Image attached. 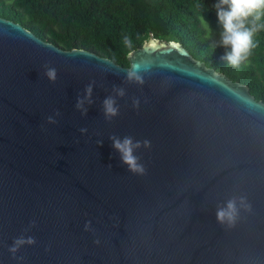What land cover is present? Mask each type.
Segmentation results:
<instances>
[{"label": "water", "instance_id": "1", "mask_svg": "<svg viewBox=\"0 0 264 264\" xmlns=\"http://www.w3.org/2000/svg\"><path fill=\"white\" fill-rule=\"evenodd\" d=\"M127 61L61 49L0 18V264H264V103L152 34ZM137 63L142 84L126 79ZM90 83L85 115L76 102ZM113 135L141 142L144 175L121 162ZM240 196L251 210L218 223L217 208ZM22 235L36 243L13 259Z\"/></svg>", "mask_w": 264, "mask_h": 264}, {"label": "trees", "instance_id": "2", "mask_svg": "<svg viewBox=\"0 0 264 264\" xmlns=\"http://www.w3.org/2000/svg\"><path fill=\"white\" fill-rule=\"evenodd\" d=\"M217 0H0V18L21 25L36 37L64 50H84L128 67L127 55L155 39L181 44L190 55L231 81L246 84L264 103V12L246 61L233 68L222 59ZM210 25L212 33L202 25ZM248 24V22H246ZM130 38L132 47L124 44Z\"/></svg>", "mask_w": 264, "mask_h": 264}, {"label": "clouds", "instance_id": "3", "mask_svg": "<svg viewBox=\"0 0 264 264\" xmlns=\"http://www.w3.org/2000/svg\"><path fill=\"white\" fill-rule=\"evenodd\" d=\"M217 23L221 28L220 32V46L228 49L226 54L222 57L227 64L233 68H238L240 64L247 60L251 49L253 48V35L257 31L254 20L260 19V13L264 12V0H217L214 5ZM253 17V21L249 18ZM248 22V24H246ZM202 25L211 30L210 25L206 20L201 18ZM124 44L131 48L132 41L130 38L125 37ZM44 75L49 82L55 83L57 79V71L53 67L45 66ZM144 70V69H143ZM142 71L141 64L137 63L133 68L126 72V79L128 82L143 83V78L140 75ZM92 90L93 83H90L84 91L82 97L77 98L76 109L81 111L82 114L87 113L85 104L92 103ZM116 96L123 97L125 95L124 89H114ZM139 101H134L133 106L138 107ZM102 109L104 118L111 121L119 115V107L115 97L108 96L103 100ZM57 111L53 116L47 118L48 124L57 123L55 117L59 116ZM81 133H86V128L80 129ZM112 147L119 153L121 162L133 174L144 175L145 167L139 163L138 157L135 155V150L139 149L142 145L140 141H134L132 137L125 136L119 138L115 135L110 136ZM144 147L150 146V141H143ZM251 210V205L248 203L247 198L240 196L238 198L229 199L224 206L218 207L216 211L217 222L228 227H234L239 217L240 210ZM30 226H35L33 221ZM86 229L88 225L85 226ZM36 240L32 236H20L14 239L12 245L8 247V252L12 255L13 259L22 260V257H17V252L25 245H34Z\"/></svg>", "mask_w": 264, "mask_h": 264}, {"label": "rangeland", "instance_id": "4", "mask_svg": "<svg viewBox=\"0 0 264 264\" xmlns=\"http://www.w3.org/2000/svg\"><path fill=\"white\" fill-rule=\"evenodd\" d=\"M209 31V30H208ZM209 33H212V31L210 30ZM217 39L220 38V34L219 35H214ZM220 40V39H219Z\"/></svg>", "mask_w": 264, "mask_h": 264}]
</instances>
